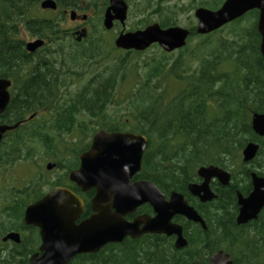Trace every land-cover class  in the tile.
I'll list each match as a JSON object with an SVG mask.
<instances>
[{
    "label": "trees",
    "instance_id": "16d2710c",
    "mask_svg": "<svg viewBox=\"0 0 264 264\" xmlns=\"http://www.w3.org/2000/svg\"><path fill=\"white\" fill-rule=\"evenodd\" d=\"M41 1L0 0V78H17V88L26 89L11 93L0 117V124L19 123L5 134L0 167L6 161L31 160L38 146L45 148L46 159L62 161L59 153L65 151L76 160L99 129L143 135L148 144L137 178L154 183L165 195L181 193L206 226L203 230L177 216L174 221L182 226L187 241L184 249H175L173 238L149 235L108 244L95 254L76 256L69 264H204L218 250L227 253L232 264H264V208L257 219L244 225L236 222L237 193L246 197L251 192L252 172L264 176V137L255 135L251 127L252 115L264 113L259 12L249 11L207 35L197 34L192 17L187 16L190 35L183 48L165 53L152 45L136 52L102 43L99 33L105 31L102 19L108 0H55L60 7L86 15L85 24L93 31L70 52H61L64 64L58 70L52 66L54 72L78 78L85 63L97 57L103 61L89 82L61 94L54 80L44 84L21 80L24 61L16 47L20 30L41 28L45 33L48 26L64 20L38 17L35 9ZM125 1L128 18L134 19L129 30L134 31L152 24L153 18L162 28L178 26L183 13L198 7L216 11L225 0ZM150 49L155 50L148 55ZM140 56H144L141 64L133 67L132 59ZM133 76L126 97L115 102L119 85ZM249 142L258 143L259 150L252 162L243 164L241 152ZM209 165L228 171L231 181L226 187L213 181L216 199L200 203L187 187L199 181L197 170ZM45 187L38 178L23 192L2 188L9 192L3 199L11 200L9 209L3 210L18 221L25 204L39 199ZM88 211L85 206L83 214Z\"/></svg>",
    "mask_w": 264,
    "mask_h": 264
},
{
    "label": "water",
    "instance_id": "95a60500",
    "mask_svg": "<svg viewBox=\"0 0 264 264\" xmlns=\"http://www.w3.org/2000/svg\"><path fill=\"white\" fill-rule=\"evenodd\" d=\"M42 10L55 11V0H42ZM257 10V31L261 37L260 53L264 62V0H225L216 11L199 7L194 12L197 21L196 33L207 35L241 18L246 13ZM129 6L125 0H108L103 13L102 27L110 31L114 23L122 30L113 41L116 49L122 51L143 52L152 45H157L163 52L172 53L186 45L190 31L180 26L162 28L158 23L147 25L143 29L125 31ZM77 14L69 13L73 21ZM86 21V15H80ZM77 42L86 37L85 31L76 33ZM43 46L39 39L27 44V51L33 52ZM10 82L0 79V117L10 102L8 88ZM34 115L29 117L31 120ZM19 126L0 124V143L6 132ZM251 127L255 135L264 137V113H255L251 117ZM148 140L143 135L123 132L98 130L92 137L90 147L80 154V168L69 175L82 191L96 190L91 201L93 214L79 224L76 221L83 211V202L72 192L54 189L41 200L25 209L24 221L27 225L40 229L43 245L42 255L33 256L29 264H68L82 254H94L110 243H121L125 237L139 238L144 234H162L175 236L174 247L181 250L187 246L182 227L172 220L181 216L206 229L198 212L188 204L184 196L172 191L168 198L158 187L146 180L132 182L131 179L141 170V162ZM259 150V144L249 142L241 152L243 164L252 162ZM51 164L47 169H51ZM200 184H189L191 195L202 203L211 202L216 195L210 189V182L215 180L222 187L230 184L228 171L209 165L197 170ZM252 190L246 196L237 194L238 215L236 222L244 225L257 219L264 208V176L251 173ZM149 204L155 216H140L129 223L125 217L139 206ZM141 226V227H140ZM11 237V236H10ZM205 264H232L227 253L222 250L211 254Z\"/></svg>",
    "mask_w": 264,
    "mask_h": 264
},
{
    "label": "flooded vegetation",
    "instance_id": "af4514ba",
    "mask_svg": "<svg viewBox=\"0 0 264 264\" xmlns=\"http://www.w3.org/2000/svg\"><path fill=\"white\" fill-rule=\"evenodd\" d=\"M52 12L55 14V18L59 19L61 16L64 19L68 16V14L71 11H69V9L67 8L60 7L57 4V9ZM76 14H77L76 18L73 21L70 20L71 21L70 23L60 22L57 24H53L51 26H48L50 30H47L45 33L42 31L41 28L35 29V30H29V31L20 30V34L22 32V35H24V37L21 36L20 38V34H19V37L16 41L18 45H16V47L20 49L18 52H19V55L23 57V61H24V71L25 72L21 78L23 82H26V80H29L30 78L31 80L36 79L38 84L41 82L42 84H44L46 82H52V80H54L60 86L58 89V92L61 94L66 93V92L70 93L72 91L74 92L76 90V89L73 90L75 86V75L74 74H71V76L69 77V73H68L67 78H65L64 73L63 75L62 73L57 75L52 68L53 66L55 69L58 70L57 66L59 65L63 66L64 62L61 58V52H66V53L70 52V49L74 46V44H81L84 40H86V38L90 34V28H88L90 26L85 24L86 21H82L79 18L80 14H78L77 12ZM78 20H81L82 24L77 25L76 22ZM116 26H120V25L118 23H114L113 28ZM81 30L85 31L86 37L82 38L79 42H77L76 33L80 32ZM121 30L122 28L120 29V31ZM119 32L116 34V36L119 34ZM39 39L43 40V46L33 52L27 51V44L34 42L36 40H39ZM35 69L38 70L37 74L34 72ZM0 79H6L10 82V86L8 88L10 99H11L12 92H23L24 93L26 91V89H24L23 87L17 88L16 83H18L19 81L17 78H6L5 77V78H0ZM90 79L91 78L89 77V79H87L86 81L89 82ZM23 86H24V83H23ZM5 134L0 143V146L4 141ZM92 137H91L89 146L85 150L80 151L76 160H72L73 158L70 160L71 153L61 151L59 155L63 157L62 161H54V160H51L50 158L46 159L40 156L43 158V162L40 164L38 163L35 164L36 162L35 155H37V152H35L31 158V161L29 160L31 163L35 164L34 165L35 170L33 169L34 171L33 177L29 179H28V176L25 177L23 179L25 182H23L24 184H22L20 187L0 184V211H4L3 208L9 209L11 200L3 199V197L7 195L6 193H9V192L4 193L2 188L10 189V190L15 189L18 192H23L25 190V186H30L31 184H33V181H35L38 178L41 179L42 183L43 182L46 183V187L43 188L45 190L44 191L45 193L36 201L31 202L29 204H25L21 219L16 221L15 218L13 217L10 218L6 211L0 214V229H4L0 231V264H29V261L33 256L37 255L38 257H40L42 255L40 248L43 245V240L40 234V229L35 226L27 225L24 221V213H25V209L29 205H32L36 203L37 201L41 200L46 194H48L52 190L58 189V188L68 190L74 193L83 202V211H82L80 218L76 221V224H79L83 220L88 219L93 214V211L91 210V201L95 197L96 190L94 188H90L86 191H82V189L75 182L69 179L70 173L73 171H77L80 168L79 156L81 153H83L90 147ZM40 155H44V153H40ZM4 164H5L4 166L0 167V181H1V177L5 176L6 172L10 171L15 165H18V164L30 165L28 161H22V160H20L17 163H13V164H11L9 161H6ZM49 164L53 166L51 169H47V165ZM141 166H142V163H141ZM28 168L32 169V167H28ZM24 169L26 170V168ZM137 174L132 177L131 179L132 182L140 181V179L137 178ZM213 181L210 182V189H211V183ZM201 182L202 180L199 178V181L190 183V184H200ZM187 190H188V187H187ZM170 193L168 195H165L164 193L163 194L166 196V198H168ZM191 197H193L194 199L202 203L199 200V198L193 195H191ZM85 206L89 207V211L85 213L84 215L83 212H84ZM146 207H149V210L147 212H145ZM145 215L149 217L155 216L149 204H143L139 206L133 213L127 215L125 217V220L129 223H132L134 222L136 218L140 216H145ZM176 218L177 216H175L172 220L174 223H176L174 221L176 220ZM182 234H183V228H182ZM149 235H162V234H144L139 238L125 237L121 243H123L126 239H133V240L141 239L144 236H149ZM163 236H166V235H163ZM166 237L173 238V242H175V239H176L175 236H166ZM110 244H116V243H110Z\"/></svg>",
    "mask_w": 264,
    "mask_h": 264
},
{
    "label": "rangeland",
    "instance_id": "374dc122",
    "mask_svg": "<svg viewBox=\"0 0 264 264\" xmlns=\"http://www.w3.org/2000/svg\"><path fill=\"white\" fill-rule=\"evenodd\" d=\"M186 1H188V0H185V3H187ZM36 8L37 9H35V12L37 13L36 15H38V17H43V18L55 17V14L51 10H41L39 6H37ZM196 9H193L189 12L187 11V12L183 13L184 15H181L179 17L180 21H179L178 26L183 27V28L186 27V25L188 24L187 16L192 17V21L194 22V24L196 26L197 21L194 17V12ZM33 11H34V8H33ZM154 20H155V18H153L152 23H154ZM62 22H65V23L71 22L69 19V14L66 18H64V20H62ZM133 22H134V19H129L127 16L125 31H130L129 30L130 25ZM76 24L77 25L82 24V21L78 20L76 22ZM88 28H90V27H88ZM120 29H121V26H116L110 31H103V32L99 33V35L101 36V39H102V43L104 42L107 45L113 44L115 36L120 31ZM90 31H93V29L90 28ZM21 36L24 37V35H22V32L20 34V38H21ZM154 50L155 49H150L147 54L151 55L154 52ZM104 53H106V52L104 51ZM143 58H144V56H140V57H135V59H132V62L135 61V63L133 64V67L138 66V64H141ZM102 62L103 61L100 60L99 57H97L95 59H92L91 62L85 63V65H84V71L85 72L83 74H81L78 78H75V86H74L73 90L76 89L77 87L82 86L84 83H86L87 82L86 80L89 79V77L91 78L93 76V74L98 70V68L100 66H102ZM133 80H134V76L131 77L128 81H125L124 83H121L119 85L118 89L116 90L115 97H114L115 102H120V103L122 102V100L126 97L127 92L129 90L128 88L130 87ZM40 119H42V118H40ZM75 135H77V134H75ZM62 137L65 139V136H62ZM66 137H69V136H66ZM68 139H70V137ZM75 140L77 141V139L72 138L71 142L76 143ZM44 149H45L44 147H40V146H38L35 149L37 151V155H35L36 156L35 164L36 163L40 164L43 162L44 156L40 155V153H44L45 152ZM40 156H42L43 158ZM30 161H28V163L31 166L27 165V164H18V165H15L10 171H7L5 176L1 177L0 184H6L8 186H15V187H20L22 184H24L23 182H25V181L23 179L27 176L29 179V178L33 177V174H34L33 169H34L35 164L31 163ZM28 167H32V169H29ZM24 168H26V170Z\"/></svg>",
    "mask_w": 264,
    "mask_h": 264
}]
</instances>
